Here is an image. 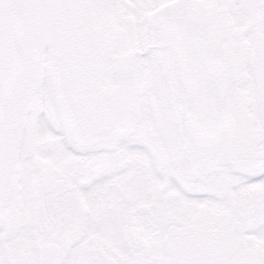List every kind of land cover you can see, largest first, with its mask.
Instances as JSON below:
<instances>
[{"label":"snow or ice","instance_id":"snow-or-ice-1","mask_svg":"<svg viewBox=\"0 0 264 264\" xmlns=\"http://www.w3.org/2000/svg\"><path fill=\"white\" fill-rule=\"evenodd\" d=\"M0 264H264V0H0Z\"/></svg>","mask_w":264,"mask_h":264},{"label":"flooded vegetation","instance_id":"flooded-vegetation-1","mask_svg":"<svg viewBox=\"0 0 264 264\" xmlns=\"http://www.w3.org/2000/svg\"><path fill=\"white\" fill-rule=\"evenodd\" d=\"M176 189H170L168 181L163 174L152 175L146 181H142L136 184L132 190V195L139 197L144 203L149 202H161L170 206H176ZM118 199L121 197L118 195ZM123 202L127 203L129 197H123ZM223 204L220 205L223 208Z\"/></svg>","mask_w":264,"mask_h":264}]
</instances>
